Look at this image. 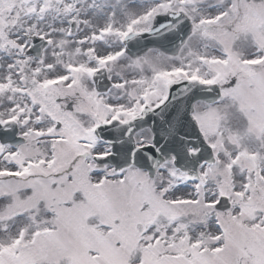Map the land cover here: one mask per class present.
Wrapping results in <instances>:
<instances>
[{"label":"snow or ice","instance_id":"1","mask_svg":"<svg viewBox=\"0 0 264 264\" xmlns=\"http://www.w3.org/2000/svg\"><path fill=\"white\" fill-rule=\"evenodd\" d=\"M0 264H264V0H0Z\"/></svg>","mask_w":264,"mask_h":264}]
</instances>
